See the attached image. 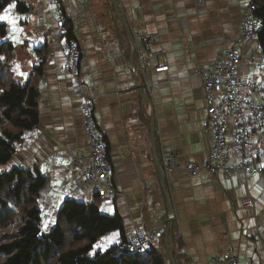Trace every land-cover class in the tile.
<instances>
[{
	"label": "crops",
	"instance_id": "1",
	"mask_svg": "<svg viewBox=\"0 0 264 264\" xmlns=\"http://www.w3.org/2000/svg\"><path fill=\"white\" fill-rule=\"evenodd\" d=\"M20 2L25 12L19 10ZM61 2L70 25L81 30L84 62L79 78L95 96V115L109 140L119 194L101 198L94 185L82 183V169L73 164L77 150L87 143L83 100L76 79L62 69L66 54L49 1L13 0L0 12L14 5L9 14L16 31L1 21L9 24V38L17 47L13 69L23 82L43 63L44 73L39 123L7 167L38 169L46 177L40 193L43 221L54 225L68 198L97 201L107 214L119 212L127 237L138 226L151 228L174 215L181 239L176 250L185 254L184 264H219L212 257L230 249L243 263L264 264V173L245 177L203 172L191 177L178 170L170 175L164 160L175 152L181 162L205 161L209 138L199 70L220 58L230 40L240 35L245 0ZM143 31L154 34L156 42L151 67L140 77L141 91L131 68L132 41ZM258 57L255 42L247 41L242 73L264 86ZM160 62L169 69L156 71ZM257 128L254 137L264 153L263 128ZM255 161L264 166V157ZM248 199L256 205H245ZM122 244L117 230L101 239L100 249Z\"/></svg>",
	"mask_w": 264,
	"mask_h": 264
},
{
	"label": "built area",
	"instance_id": "2",
	"mask_svg": "<svg viewBox=\"0 0 264 264\" xmlns=\"http://www.w3.org/2000/svg\"><path fill=\"white\" fill-rule=\"evenodd\" d=\"M48 1L58 24L59 43L66 54V63L62 69L76 79V89L83 100L80 111L85 119L83 127L87 143L77 150L73 164L82 169V183L94 185L101 198L111 199L119 191L113 174L109 140L95 115V96L89 92L86 82L79 78L84 62L81 30L78 26L69 24L61 0ZM207 1L209 0H195L197 4H205ZM257 9L256 0H245L240 35L230 40L220 58L199 70L203 79L202 90L207 112L204 129L209 138L205 161L181 162L177 154L171 152L164 158L167 174L173 175L178 170L185 171L191 177L203 172L211 176L245 177L264 173V166L255 161L256 158L264 157L263 148L256 143L254 137L259 133L257 126L263 128L260 134L264 135V86L256 80L245 78L241 70L243 46L252 40L259 52L258 64L264 71V51L259 40L264 21L257 14ZM155 42L156 36L144 31L132 41L134 64L131 75L134 81L135 78L140 80L150 69ZM155 69L168 70L169 65L160 62ZM139 87H142L140 81ZM31 137L32 130L25 129L18 149L26 148L27 140ZM245 205L255 206L256 201L248 199ZM165 225L166 222L160 219L151 228L136 227L127 237L124 248L134 254L148 253L160 241ZM262 240L264 241V236ZM212 259L219 264H257L255 261L243 263L233 249L224 254H215Z\"/></svg>",
	"mask_w": 264,
	"mask_h": 264
},
{
	"label": "trees",
	"instance_id": "3",
	"mask_svg": "<svg viewBox=\"0 0 264 264\" xmlns=\"http://www.w3.org/2000/svg\"><path fill=\"white\" fill-rule=\"evenodd\" d=\"M13 0H0V12ZM257 14L264 21V0H256ZM21 12L27 7L20 2ZM70 24V23H69ZM10 27L0 21V264H184L185 254L178 252L176 221L167 218L158 244L146 254H134L124 248L127 240L124 219L119 212L107 214L99 202L66 199L56 221L45 230L40 193L46 177L38 170L10 167L19 150L25 129L39 123L40 79L44 63L34 69L26 82L19 80L12 61L17 47L9 38ZM264 51V25L259 32ZM119 230L123 244L94 251L101 239Z\"/></svg>",
	"mask_w": 264,
	"mask_h": 264
},
{
	"label": "snow or ice",
	"instance_id": "4",
	"mask_svg": "<svg viewBox=\"0 0 264 264\" xmlns=\"http://www.w3.org/2000/svg\"><path fill=\"white\" fill-rule=\"evenodd\" d=\"M14 7V5L13 4H10L9 6H8V9H6L5 10V12L3 13V14H0V21H7V22H10L12 25H13V31H16V28H15V23H16V21H15V19L9 14V10L11 9V8H13ZM13 39H15V37H12ZM0 59H2V58H0ZM22 75H23V73H22ZM46 227H47V225H46ZM97 247H100V245H97Z\"/></svg>",
	"mask_w": 264,
	"mask_h": 264
},
{
	"label": "water",
	"instance_id": "5",
	"mask_svg": "<svg viewBox=\"0 0 264 264\" xmlns=\"http://www.w3.org/2000/svg\"><path fill=\"white\" fill-rule=\"evenodd\" d=\"M124 22H126V24H127V21L125 19H124ZM139 81H140L139 78H135V84L137 85V88L142 91V87H139ZM141 94L143 95V97H146V95L143 92ZM152 132H153V130H152ZM174 219H175L174 215H171V217H170L171 225H173ZM169 254H170V260H171L172 264H175V260H174L171 249L169 250Z\"/></svg>",
	"mask_w": 264,
	"mask_h": 264
},
{
	"label": "rangeland",
	"instance_id": "6",
	"mask_svg": "<svg viewBox=\"0 0 264 264\" xmlns=\"http://www.w3.org/2000/svg\"><path fill=\"white\" fill-rule=\"evenodd\" d=\"M14 62L15 61H12V65H14ZM164 218V221L166 222L167 221V218H165V217H163ZM43 224H44V227H45V230H49L50 229V226H49V224L48 223H45V221L43 222ZM46 225H47V227H46ZM101 242V241H100ZM100 242H99V244H97V245H100ZM97 245L95 246V249H94V251H98V250H102V249H100V247H97ZM104 250V249H103ZM106 250V249H105Z\"/></svg>",
	"mask_w": 264,
	"mask_h": 264
},
{
	"label": "bare ground",
	"instance_id": "7",
	"mask_svg": "<svg viewBox=\"0 0 264 264\" xmlns=\"http://www.w3.org/2000/svg\"><path fill=\"white\" fill-rule=\"evenodd\" d=\"M106 137H107V136H106ZM157 244H158V243H157ZM153 247H154V246H153ZM153 247H152V248H153ZM150 251H151V250H150ZM172 251H173V250H172Z\"/></svg>",
	"mask_w": 264,
	"mask_h": 264
}]
</instances>
